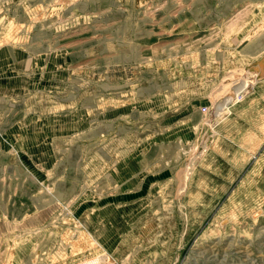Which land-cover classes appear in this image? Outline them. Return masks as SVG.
Here are the masks:
<instances>
[{"label": "rangeland", "instance_id": "374dc122", "mask_svg": "<svg viewBox=\"0 0 264 264\" xmlns=\"http://www.w3.org/2000/svg\"><path fill=\"white\" fill-rule=\"evenodd\" d=\"M263 56L264 0H0V264H264Z\"/></svg>", "mask_w": 264, "mask_h": 264}, {"label": "bare ground", "instance_id": "6f19581e", "mask_svg": "<svg viewBox=\"0 0 264 264\" xmlns=\"http://www.w3.org/2000/svg\"><path fill=\"white\" fill-rule=\"evenodd\" d=\"M261 67H262V69H263V68H264V64H262ZM255 71H256V70H255ZM255 71H254L252 74H258V73H260L259 70H257L256 72H255ZM261 71L264 72V69L261 70ZM252 76H253V75H252ZM255 79H256V78H255ZM248 80H249V79H245V80L241 83V85L238 86V89L243 91V90H246V89L250 88V85H249ZM256 82H257V81H256ZM250 89H251V88H250ZM85 238H86V237H85ZM79 242H80V241H79ZM76 243H77V242H76ZM75 246H76V245H75ZM83 246H84V245H83ZM75 250H77V249H75ZM97 252H99V251H96V253H97ZM103 253H104V252H103ZM102 255H103V254H102ZM104 255H105V254H104ZM88 256L90 257L91 255H88ZM97 258H98V257H93V261H92V262L94 263V260L97 259ZM107 258H108V262H109V258H110V257L106 255V258H105V259H107ZM110 263H111V262H110ZM78 264H90V260H86L84 263H78Z\"/></svg>", "mask_w": 264, "mask_h": 264}, {"label": "built area", "instance_id": "2783aa9c", "mask_svg": "<svg viewBox=\"0 0 264 264\" xmlns=\"http://www.w3.org/2000/svg\"><path fill=\"white\" fill-rule=\"evenodd\" d=\"M102 254H99L98 256H96L98 258L94 260L93 264H108L109 263L108 258L107 259H105V258H106V255L109 257H110V255L106 251ZM86 257H84V258H86ZM92 257H95V256H92ZM92 257H90V258H92ZM84 258L77 259V260L73 261V263H69V264H78L79 262L83 261L82 259H84ZM110 261H111V257H110ZM109 264H111V263H109Z\"/></svg>", "mask_w": 264, "mask_h": 264}, {"label": "water", "instance_id": "95a60500", "mask_svg": "<svg viewBox=\"0 0 264 264\" xmlns=\"http://www.w3.org/2000/svg\"><path fill=\"white\" fill-rule=\"evenodd\" d=\"M261 61H264V56L262 57ZM261 61H260V62H261ZM257 68H258V66H257L256 68H254V69L257 70Z\"/></svg>", "mask_w": 264, "mask_h": 264}]
</instances>
